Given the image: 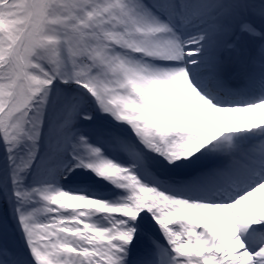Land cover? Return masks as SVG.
<instances>
[{"label": "snow or ice", "instance_id": "snow-or-ice-1", "mask_svg": "<svg viewBox=\"0 0 264 264\" xmlns=\"http://www.w3.org/2000/svg\"><path fill=\"white\" fill-rule=\"evenodd\" d=\"M0 264H264V0H0Z\"/></svg>", "mask_w": 264, "mask_h": 264}]
</instances>
